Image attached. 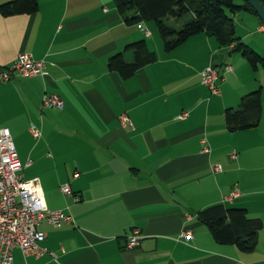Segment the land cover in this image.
Instances as JSON below:
<instances>
[{"label": "crops", "instance_id": "crops-1", "mask_svg": "<svg viewBox=\"0 0 264 264\" xmlns=\"http://www.w3.org/2000/svg\"><path fill=\"white\" fill-rule=\"evenodd\" d=\"M37 5L32 15H0V71L25 53L44 61L46 73L0 80V129L18 142L23 178L28 170L46 208L72 223L54 228L42 221L47 253L24 257L14 249L13 264H264V111L256 128L230 132L224 123L226 109L262 92L259 68L233 52L235 44L220 46L205 33L165 52L154 28L127 25L114 0ZM240 13L247 15L243 27L248 20L264 34L257 15ZM237 14L236 37L264 58L234 21ZM141 40L156 61L123 80L108 60L118 53L130 60L126 46ZM208 67L220 75L218 95L201 84ZM44 95L57 96L62 109H42ZM183 112L188 116L179 120ZM24 139L29 144L21 146ZM65 184L72 196L60 191ZM233 191L238 196L223 202ZM214 205L243 208L261 221L253 251L212 239L197 214ZM133 231L139 245L126 250ZM184 231L190 240H178Z\"/></svg>", "mask_w": 264, "mask_h": 264}, {"label": "trees", "instance_id": "trees-1", "mask_svg": "<svg viewBox=\"0 0 264 264\" xmlns=\"http://www.w3.org/2000/svg\"><path fill=\"white\" fill-rule=\"evenodd\" d=\"M264 5V0H259ZM118 15L127 25L154 22L165 52H171L190 37L205 33L220 46L235 44L233 52H239L246 62L257 70L264 67V58L250 51L235 35L232 16L240 12L255 14L245 0H114ZM37 0H12L0 5L3 17L32 15L37 11ZM256 15V14H255ZM125 51L131 59L125 60L121 53L111 56L108 68L121 79L132 77L135 72L156 61L155 53L146 49L144 40L130 43ZM264 106L260 90L241 98L235 109L224 112L228 131L248 130L259 124ZM212 239L219 245H233L241 252H251L257 246V232L262 228L260 220L251 218L243 208L210 206L197 214Z\"/></svg>", "mask_w": 264, "mask_h": 264}, {"label": "built area", "instance_id": "built-area-1", "mask_svg": "<svg viewBox=\"0 0 264 264\" xmlns=\"http://www.w3.org/2000/svg\"><path fill=\"white\" fill-rule=\"evenodd\" d=\"M148 37L149 31L143 29ZM230 66H225V72H231ZM44 61H36L31 55L22 53L10 69L0 71V80L8 82L12 77L32 78L45 76ZM220 80L218 71L213 67L204 69L201 73V84L211 95H218L217 86ZM42 109H62L61 100L54 95H44ZM188 113H181L179 120H184ZM122 122H128L125 117ZM29 132L34 140L41 137L40 131L30 126ZM202 144H205L202 141ZM22 166L19 162L11 136L7 129H0V264H13L12 251L18 249L24 257H41L47 250L41 246L45 234L38 230L42 221H46L54 228L72 223L70 215L63 211L48 210L44 204L42 189L37 179L25 180L21 174ZM214 173H221V167L215 166ZM78 175L74 177L77 178ZM60 191L66 196H72L68 184L62 185ZM238 196L233 191L223 198V202H231ZM74 201H78L74 198ZM192 237L191 231H184L178 240L188 241ZM138 231H133L127 238L125 249L132 250L139 245Z\"/></svg>", "mask_w": 264, "mask_h": 264}, {"label": "rangeland", "instance_id": "rangeland-1", "mask_svg": "<svg viewBox=\"0 0 264 264\" xmlns=\"http://www.w3.org/2000/svg\"><path fill=\"white\" fill-rule=\"evenodd\" d=\"M246 16L247 17V15L245 14V13H239V14H237L235 17H234V21L236 22V24L238 25V27H242V30H247V33L249 34V35H251V37H253V38H251L250 40L251 41H253L254 43H256V45H257V48H258V50L260 51V52H264V34L263 35H257L256 34V32H257V27H258V25L257 26H254V25H252V24H250L249 23V21L247 20L246 22H247V24H248V26H245V27H243L244 26V24H245V21H243V16ZM241 20H242V22H241ZM146 24H148L150 27H153L154 28V30H155V32H156V35H157V37L159 38V34H158V31H157V29H156V25H155V23L154 22H146ZM160 39V38H159ZM263 51H262V50ZM254 53H257L255 50H252ZM240 55V54H239ZM241 56V55H240ZM246 61V60H245ZM259 68V71L261 72V75L259 76V77H257V83H256V85L257 86H259V83H261V87H262V92H261V94H262V96L264 97V67L263 66H259L258 67ZM260 87V86H259ZM262 104H263V106H264V101H262ZM237 107V105L235 106V107H233V109H235ZM12 142H13V145H14V147H15V149H16V151H17V154H18V152H19V146H18V142L16 141V140H13L12 139ZM19 143H20V145L21 146H24V145H26V144H29V141L27 140V139H24L23 141H19ZM19 156H20V153H19ZM26 173H27V175H25V180H29V177H28V173H29V171L27 170L26 171Z\"/></svg>", "mask_w": 264, "mask_h": 264}, {"label": "water", "instance_id": "water-1", "mask_svg": "<svg viewBox=\"0 0 264 264\" xmlns=\"http://www.w3.org/2000/svg\"><path fill=\"white\" fill-rule=\"evenodd\" d=\"M245 2L254 10L257 17L264 25V7L259 0H245Z\"/></svg>", "mask_w": 264, "mask_h": 264}]
</instances>
